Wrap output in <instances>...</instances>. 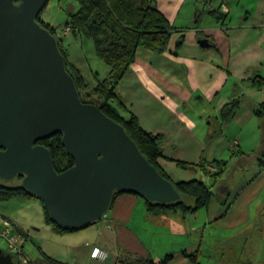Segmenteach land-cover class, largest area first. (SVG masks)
Returning <instances> with one entry per match:
<instances>
[{
    "label": "crops",
    "instance_id": "0c3cea01",
    "mask_svg": "<svg viewBox=\"0 0 264 264\" xmlns=\"http://www.w3.org/2000/svg\"><path fill=\"white\" fill-rule=\"evenodd\" d=\"M256 1L257 8L250 0H157L175 27L168 48L162 53L139 48L129 70L112 87L122 104L121 115H133L146 132L164 135L159 164L171 180H193L183 179V174H207L208 166L221 162L217 182H205L212 191L208 206L171 215L186 226L185 236L161 223L144 199L122 193L101 220L71 232L76 241L70 259L61 260L40 247L44 259L97 264L90 252L100 246L111 262L121 264L139 258L159 263L168 254L173 257L167 264H193L182 253L190 244L200 252L199 264H264V164L258 158L264 148V119L256 114L264 104V0ZM210 11L222 13L221 18ZM204 38L209 47L200 46ZM76 39L80 46L87 40ZM64 46L71 69L83 76L89 90L107 78L109 70L102 77L91 69L90 82L70 59V47ZM232 99L239 100V107L225 123L222 109ZM228 168L236 175L223 191Z\"/></svg>",
    "mask_w": 264,
    "mask_h": 264
},
{
    "label": "water",
    "instance_id": "95a60500",
    "mask_svg": "<svg viewBox=\"0 0 264 264\" xmlns=\"http://www.w3.org/2000/svg\"><path fill=\"white\" fill-rule=\"evenodd\" d=\"M48 2L0 0V180L22 176L21 186L66 230L102 219L117 193L155 204L180 202L173 182L149 162L124 126L81 100L57 37L37 19ZM199 44L210 46L207 38ZM56 133L74 161L62 172L50 149L37 144ZM0 264L22 263L0 249Z\"/></svg>",
    "mask_w": 264,
    "mask_h": 264
},
{
    "label": "trees",
    "instance_id": "16d2710c",
    "mask_svg": "<svg viewBox=\"0 0 264 264\" xmlns=\"http://www.w3.org/2000/svg\"><path fill=\"white\" fill-rule=\"evenodd\" d=\"M76 1L79 8L76 11L71 10L69 12L65 27L66 29L70 28L69 32L76 38L92 40L96 54L109 68L107 78L99 81L98 85L94 89H91L93 93H99L103 98L101 103L92 99L85 100L82 96V89L87 88L89 90V85L82 75L79 74V77H76L72 74L73 69H71L68 63L66 48L63 40L57 37L56 28L41 18L40 14L42 12L37 19L43 27L47 28L57 37L60 50L65 56L67 70L75 80L81 100L86 103L96 104L105 114L123 125L126 132L136 142L140 151L149 162L154 165L164 177L171 180L159 164V160L163 157L162 143L164 141V135H154L146 132L133 115L129 117L121 115L120 111L122 104L116 97L112 87L116 86L118 81H120L129 70L130 66L135 61L136 52L139 48L158 53L166 51L170 38L175 31V27L159 10L157 0ZM209 13L220 18L222 14L215 11H210ZM260 84L261 81L259 80V85ZM238 107V99H232L224 105L222 116L225 123H229L233 119ZM256 114L264 119V104L256 110ZM37 144L44 145L50 149L54 167L57 172H62L74 164L73 159L65 152L61 133H56L50 138L41 139ZM260 162L264 164V159H260ZM220 163V161H216L213 164L219 166ZM176 164L182 168L187 167L186 163L176 162ZM216 174L217 173H214V175ZM21 179L22 176H18L16 179L9 182L0 180V201H7L21 196L37 198L28 193L21 186ZM173 184L182 195V200L174 204L166 205L151 203L144 199L150 213L153 215H157L163 211L180 212L183 214L193 213L208 206L212 197V191L204 181L193 179L173 182ZM119 194L122 193H117L116 196ZM46 215L47 219L58 228L59 232L68 233L81 230L63 229L50 220L47 212ZM182 253L189 258L193 264H199L198 252L188 253L186 250H183ZM172 257L173 254H168L159 263H156L152 259L139 258L134 260L132 264H167ZM45 258L49 264H63L50 257L45 256Z\"/></svg>",
    "mask_w": 264,
    "mask_h": 264
},
{
    "label": "rangeland",
    "instance_id": "374dc122",
    "mask_svg": "<svg viewBox=\"0 0 264 264\" xmlns=\"http://www.w3.org/2000/svg\"><path fill=\"white\" fill-rule=\"evenodd\" d=\"M244 2L242 1V4ZM252 2H254L252 7L257 8V1L250 0V3ZM78 8L79 5L76 0H49L40 16L43 20L56 28L57 37L61 38L67 47H70V59L82 68L83 74L91 82L93 80L92 74L90 72L91 69L92 72H99L101 76L104 77L107 75L109 68L95 54L93 45L94 43L91 40H84V45L82 44V46H80L76 37L67 31L65 24L68 20L69 12L71 10L76 11ZM78 40L80 39L78 38ZM79 56L83 59L80 60ZM72 74H74L76 77H79V73L75 69L73 70ZM82 96L85 98V100L92 99L98 101L99 103L103 101V98L99 93H93L92 90H88L87 88L82 89ZM226 127L227 126H225V129ZM230 154L231 151H228L229 156H231ZM258 155L259 160L264 159L263 151ZM229 156L225 157V159H228ZM215 166L218 167V165ZM218 168L221 170V167ZM223 175L224 177L227 176V178L229 176V179H227V181L225 180V184L222 185L225 187L227 186L228 182L234 178L236 172H231V170L228 168L227 172H225ZM183 176V179L195 178L202 180L209 185L210 180H216L214 173H209L207 171L206 174L202 170L196 177H192V175L188 174H183ZM173 179L176 180V177L173 176ZM171 181L174 182L173 180ZM222 189L223 188H221V190ZM174 213L177 212L163 211L154 216L159 218L161 223H166L168 226L176 228L184 237L185 234L183 233L182 229H184L186 226L183 223H180L178 220L175 222L173 218H171V215ZM0 215L9 218L21 230L24 237V253L33 261L32 264H49L47 259H44L43 255L41 254L40 247L41 249L43 248L49 250L50 253L54 254V256H58V258H63L61 260H68L73 256V246H75L76 241L74 236H72L74 234L69 232L67 236H63V238L58 236V233L62 234L64 232H59L58 228L47 219L44 204L40 199L21 196L7 201H0ZM190 246L191 245L189 244V246L185 249L188 253H200L199 251L192 249V246ZM0 249H2L4 252H10L6 241L2 238H0ZM68 264L74 263L69 262Z\"/></svg>",
    "mask_w": 264,
    "mask_h": 264
},
{
    "label": "built area",
    "instance_id": "2783aa9c",
    "mask_svg": "<svg viewBox=\"0 0 264 264\" xmlns=\"http://www.w3.org/2000/svg\"><path fill=\"white\" fill-rule=\"evenodd\" d=\"M70 31V28H67ZM209 173H217V166H208ZM0 238L4 239L11 253L17 255L22 264H32L33 261L24 253V237L21 230L9 218L0 215ZM91 259L97 261V264H121L119 261L111 262L109 253L100 246H93L90 252Z\"/></svg>",
    "mask_w": 264,
    "mask_h": 264
}]
</instances>
